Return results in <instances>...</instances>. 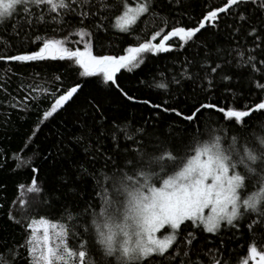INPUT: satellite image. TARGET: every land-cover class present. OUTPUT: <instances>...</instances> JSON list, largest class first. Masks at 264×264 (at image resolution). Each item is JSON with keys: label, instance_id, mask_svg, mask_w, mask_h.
<instances>
[{"label": "snow or ice", "instance_id": "snow-or-ice-1", "mask_svg": "<svg viewBox=\"0 0 264 264\" xmlns=\"http://www.w3.org/2000/svg\"><path fill=\"white\" fill-rule=\"evenodd\" d=\"M190 3L175 0L185 10ZM161 8L157 0H0V61L67 62L81 77L97 78L102 91L115 89L157 110L155 119L171 112L195 125L161 132L153 117L137 123L109 116L103 97L86 99L66 121L71 134L61 132L63 146L56 147L57 156H77L71 173L46 194L31 181L28 192L39 194L47 211L34 209L23 224L9 213L26 236L5 246L0 264H264V0L205 5L192 26L174 20L170 27ZM147 16L160 21L150 36H137L120 54L105 50L111 29L131 35ZM13 48L17 53L7 54ZM180 51L189 54L178 55L168 75L158 71L150 87L171 93L172 86L178 92L187 85L208 97L223 83L224 93L235 98L245 89L259 102L197 100L186 109L169 108L138 101L118 82L117 74L139 68L146 54ZM53 82L62 85L59 75ZM81 88L29 86L24 99L45 102L47 120ZM205 111L210 115L202 120ZM15 159L19 167L20 156ZM62 189L78 202L53 209Z\"/></svg>", "mask_w": 264, "mask_h": 264}, {"label": "trees", "instance_id": "trees-1", "mask_svg": "<svg viewBox=\"0 0 264 264\" xmlns=\"http://www.w3.org/2000/svg\"><path fill=\"white\" fill-rule=\"evenodd\" d=\"M132 4L139 0H131ZM188 4V0H184ZM225 0H191V3L185 10L175 4V0H157L162 5L163 14L169 16V26H174L173 21H179L182 25L192 26L194 18L205 5L222 6ZM206 10V8H205ZM160 26L159 19H153L151 16L143 18L139 22L137 31L129 34L119 33L116 29H111L104 40L105 50L109 53L120 54V50L127 44H135L136 37L141 40L150 36L151 32ZM51 35V34H50ZM175 43V41H174ZM33 46H27L25 50ZM18 49L13 48L7 54H16ZM187 51L146 54L144 63L139 68L128 72L122 69L117 74L118 82L134 95L137 100H150L152 104H160L169 108L186 109L191 107L199 100L204 102H218L220 106L233 104L242 106L245 103L259 102L256 96L241 89L243 95L237 93L234 98L231 94H226L222 90L224 84L219 85V90L214 94L204 97L200 93H194L190 86H184L176 91V86H172L171 93L164 90L150 87L153 83V76L158 71H165L173 66V61L177 60L179 55L182 58L188 55ZM39 73V76L33 74ZM59 75L62 85L53 82V78ZM159 79V77H157ZM139 80H144L143 85L138 84ZM74 83L82 85L79 95L75 96L63 111L54 113L52 117L43 120L42 111L46 109L45 102L25 100V96H31L29 86L39 85L41 89H47L53 92L58 87H68ZM236 88V85H230ZM104 86L100 84L95 77H81L77 66L63 61L39 62L22 65L18 62L0 61V252L4 251L5 246L13 247L25 240V230L21 224L27 222L32 217L33 210H39L44 214L47 209L39 203L40 196L37 193H30L28 190L20 192V186L30 185L33 179L37 185L41 186L46 193L52 190L59 183L58 178L65 172L71 173L72 165L77 156L68 154L57 156L56 147H62L59 144L60 133L64 132L70 135L72 129L66 123L70 117L79 110V106L85 103L86 99L103 97L108 107L109 116L128 117L134 119L137 123H143L146 118L153 117V122L158 125L161 132H164L169 126H178L179 129L189 128L185 121L178 118L174 113L159 112L143 103L127 101L113 89L111 92H105L101 89ZM16 105L15 107L13 105ZM28 104V110H24V105ZM38 105V106H37ZM209 112L201 113V119L207 120ZM213 119H217V114H212ZM264 119V117H260ZM43 120V122H41ZM195 125L189 128L193 130ZM16 156H20V166L17 167ZM56 156L53 160L52 157ZM78 157L83 161V153H78ZM27 161V163H25ZM38 169L33 172L32 168ZM86 191H90L87 189ZM61 199L53 201V209H61L66 200L73 203L78 202L76 197L64 196V190L59 193ZM81 195L78 193V196ZM86 197V192L84 193ZM26 201L22 207L19 201ZM80 203L83 201L80 200ZM9 213L21 222L14 223L9 219ZM190 230V229H189ZM211 246V245H210ZM235 247V245H233ZM23 255V251L21 250ZM18 264H24L20 260Z\"/></svg>", "mask_w": 264, "mask_h": 264}, {"label": "rangeland", "instance_id": "rangeland-1", "mask_svg": "<svg viewBox=\"0 0 264 264\" xmlns=\"http://www.w3.org/2000/svg\"><path fill=\"white\" fill-rule=\"evenodd\" d=\"M20 188H21L20 192H21L22 195H23V193H25L28 190V186L20 187ZM41 235H42V233H41Z\"/></svg>", "mask_w": 264, "mask_h": 264}]
</instances>
